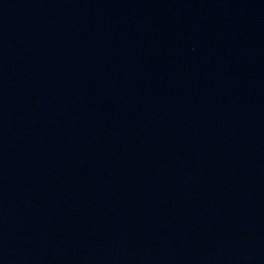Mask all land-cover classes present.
Returning a JSON list of instances; mask_svg holds the SVG:
<instances>
[{
	"label": "water",
	"instance_id": "water-1",
	"mask_svg": "<svg viewBox=\"0 0 264 264\" xmlns=\"http://www.w3.org/2000/svg\"><path fill=\"white\" fill-rule=\"evenodd\" d=\"M0 264H264V0H0Z\"/></svg>",
	"mask_w": 264,
	"mask_h": 264
}]
</instances>
